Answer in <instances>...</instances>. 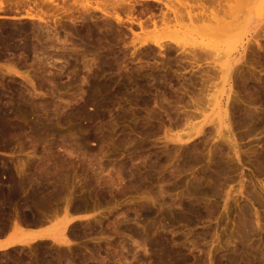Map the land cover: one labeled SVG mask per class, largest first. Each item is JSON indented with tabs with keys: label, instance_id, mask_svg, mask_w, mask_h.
<instances>
[{
	"label": "rangeland",
	"instance_id": "obj_1",
	"mask_svg": "<svg viewBox=\"0 0 264 264\" xmlns=\"http://www.w3.org/2000/svg\"><path fill=\"white\" fill-rule=\"evenodd\" d=\"M77 1L78 9L88 4ZM228 3L250 19L244 41L249 48L244 63L233 70L226 104L239 156L223 139L207 135L213 123L199 138L170 139L180 133L189 112H199L194 101H207L206 95L223 85L213 68L214 47L219 46L215 38H206L213 42L211 55L200 68L175 48L163 57L158 47L141 45L143 38L155 35L152 21H145L151 13H140L147 2L136 3L140 14L134 15L149 23L143 30L129 25L124 12L119 11L121 23L104 16V5L93 9V15L75 10L74 15L80 14L77 23L48 5L34 10L49 23L42 24L44 29L28 24L34 50L0 48V102L10 110L25 109L11 120L27 131L6 146L0 144V169L14 173V180L25 176L30 184L26 193H0V237L56 225L71 198L72 204L95 206L89 221L66 229L80 233L73 250L64 251L72 260L76 254L77 264H264V0ZM242 6L245 11L238 12ZM3 22L14 28L24 23L9 17L0 18V26ZM188 40L186 49L194 44ZM205 70L217 75L207 81L208 87L203 86L206 81L201 86ZM35 127L41 134L33 139L28 131ZM40 185L51 194L58 192L57 200L49 201L55 205L49 203L52 211H34L29 192ZM29 202L33 209L24 207ZM51 243L38 244L46 257L42 262L60 264L58 247ZM38 245L2 252L0 264H34L29 247ZM66 253L62 264L68 262Z\"/></svg>",
	"mask_w": 264,
	"mask_h": 264
},
{
	"label": "bare ground",
	"instance_id": "obj_2",
	"mask_svg": "<svg viewBox=\"0 0 264 264\" xmlns=\"http://www.w3.org/2000/svg\"><path fill=\"white\" fill-rule=\"evenodd\" d=\"M69 1L70 0H0V18L3 19L4 17H9L11 19H15V20L18 19V20H22L24 22L21 27H16V28L10 27L3 22L4 23L3 26H0V48L3 47L7 50L8 49H11V50L24 49L25 50V49L33 48L34 43H33L32 39L28 37L29 32H30L29 30L31 28L28 24L38 23V25H41L42 28L44 25H46V26L49 25V23L45 19V17H42L40 14H37V12H34V10L39 9V7L44 8L45 5L46 6L48 5L49 8L53 7L55 9L62 11L63 14L65 16L67 15V18L70 17L69 19H71L72 22L74 21V23L78 22V20H76V19H78L80 16V14H79V16L77 15L79 10L81 11V13L84 12V15L92 14L93 13L92 10L98 9L100 7V5H104L106 7V8L103 7V9L101 10V12H103L104 16L114 17L120 23L123 21V19L121 18L119 11L127 14L126 16L128 17V20L130 22L129 25H131V23L132 24L136 23V24H138V26L141 27V29L142 28L145 29L148 27L146 24H149V23H147L145 21H149V22L152 21V22H150V24L153 23L152 25H154V29H153V31L152 30L151 31L154 32L155 35H153V36L151 35L150 37L148 36L149 38L146 37L147 39L143 38V40H141V42H140L141 45L148 46V48L150 45H152V46L154 45L155 46V47L153 46L154 48L158 47L160 49L159 50L160 54H162L163 57L165 56L164 54L167 52V50L169 48H171V49L175 48V49L179 50L180 54L183 55L185 57V59L189 58L192 61L191 64L195 65L194 67L200 66V68H201L200 63L205 61L207 59L208 54L211 53L209 49H210V45L213 44V42L212 43L206 42V38L207 39L208 38H210V39L215 38V40H217V41L216 42L214 40L213 41L215 43H217V45H219V46L214 47L215 48L214 54H215L216 58L214 57L215 59H213V60H215L213 62V64H214L213 68H216L215 70L218 71V74H221L222 82H220V83L221 84L223 83V85L219 89H216V88L214 90L212 89V91H213L212 93H208V95L205 94L206 96H208V98H206L207 101H204V99L199 98L197 96L198 97L197 100L194 101V104H192V105H195V103H196V105H197L196 109L199 112L197 114H194V113L190 114L191 112H189V115L186 116L187 117L186 120L184 119L185 120L184 124L186 126L184 125V127L181 130L182 132L180 131V133H176L175 135H172V137L170 136V139L176 140V141H182V142L186 141L187 142L189 140L194 139L195 137L200 136L202 133H205V131L209 128L208 127L206 129V126L209 125L210 123L211 124L213 123V125H212V126H214L213 131H211V128H212L211 127L210 129L207 130L208 132L206 131L207 133H209L207 135L208 136L212 135L213 137L223 139L225 141V143L227 142L228 147L230 145L231 150L233 149L234 153L237 156H239V149L237 148L236 138H235L233 130L231 129V124L229 123V120H230V118L228 116L229 110L227 109L229 107H227L228 105H226V104H227L228 100L231 99L230 97L232 96L231 93L233 90L232 89L233 84L231 85L230 79L232 77L233 70L235 67H238V65L240 63H242V62L244 63L245 51L248 47V45H247V47L245 46L246 44L244 43V41H245V38L247 36L248 26H249L248 22L250 19L246 15H245V17H243V14L245 12L243 14L240 13L241 15H238L239 13L237 14V10H236L237 8L234 5H231L230 3H228V0H87L88 4L83 9H78L77 5L79 3L77 0H74V2L72 1V3ZM241 1L247 2V0H241ZM140 2H147V4H146L147 6L145 8L146 10H143L141 8L142 10L141 11L139 10V11L141 14L142 13L144 14L145 13L144 11H148L149 14L151 13V17H150V15L147 17L151 20L143 19L145 21H141L142 19L141 20L139 18L136 19L137 15L135 13L138 12L136 9V7H137L136 3H140ZM249 3H251V2L249 1ZM75 4H77V5H75ZM94 4L96 6H94ZM261 4H262V2H261ZM243 8H244L243 6L241 8H239L238 12L241 9L243 10ZM77 9H78L77 14L75 12V14L77 15L76 16V15H74V11ZM108 9H109V11H108ZM45 10H46V8H45ZM82 10H83V12H82ZM112 11H114V12H112ZM155 11H158L157 14H154ZM243 11H245V9ZM56 14H59V13H56ZM60 14H61V12H60ZM134 15H136V16L134 17ZM56 16H58V15H56ZM140 16L141 15H139V17ZM91 19H93V18H91ZM87 20H88V18H87ZM91 21H93V20H91ZM144 22H145V24H144ZM42 24H44V25H42ZM152 25H150V26H152ZM41 26H40V28H41ZM72 30H73V28H72ZM159 31L162 32V33H160L161 35L157 34ZM43 33H44V31H43ZM34 35H35V32H34ZM37 35H40V34H37ZM35 37L37 38L39 36H35ZM165 37H167L168 40H164ZM41 39H42V37H41ZM188 39H191L192 41H194L193 47L190 49L185 48V43L187 44L186 40H188ZM18 41H22V43L18 45ZM188 41H190V40H188ZM257 41H258V39H257ZM36 44H37V42H36ZM258 45L260 46L261 44L259 43ZM150 49H151V47H150ZM33 50H34V48H33ZM208 50L210 53L208 52ZM144 52H146V51H144ZM167 58H169V56ZM167 58H166V60H167ZM1 61H2V59H1ZM147 64H149V63H147ZM202 66H203V64H202ZM1 71H2V69H0V72ZM202 72H203V70H202ZM210 72L214 73V71H210ZM192 73H193V71H192ZM193 74H195V73H193ZM208 74H209V70H208V72L206 71L204 75L209 76ZM214 74H215V76H217L216 73H214ZM214 74L212 75V73H211V75L209 76L210 78L206 76L208 79L206 77H205L206 79L204 77H202L204 79L201 78L202 79L201 86L206 81L205 82L206 85L204 84L203 86L208 87L207 83L210 81V79L214 78ZM220 83H218V84H220ZM214 86H215V84H214ZM216 86H217V84H216ZM218 86H220V85H218ZM207 87H205V88H207ZM202 89H199V90H202ZM210 92H211V89H210ZM197 94H199V93H197ZM192 100H194V99H192ZM16 104H18V103H16ZM22 104L20 106H22ZM27 104H28V102H27ZM187 104H188V102H187ZM6 105H5V102L3 104H1V102H0V144H2V145H3V143L11 140L12 137H16L18 135H21V133H23V132L24 133L27 132V131H22L20 126L17 124V122H16V124H17L16 125V124L12 123L14 120H11L13 118V117L11 118V116L16 115L18 112L24 113L23 111L25 109L24 108H18L17 106L14 105L15 107L12 108V110H10L11 108H8ZM191 107H193V106H191ZM187 111H189V110H187ZM185 113H186V111H185ZM187 114H188V112H187ZM19 122L20 121H18V123ZM19 124H21V123H19ZM22 129H24V128H22ZM39 131H41V130H39L38 127H35L33 130H30V132L28 131V134L30 133L29 137L31 136L33 139L38 137L37 135L41 134V132L38 133ZM28 134H26V136H28ZM23 135H25V134H23ZM224 141H222V142H224ZM194 142H196V141L194 140ZM3 146H6V145H3ZM182 146H183V144H182ZM8 147H9V145H8ZM260 163H261V161H260ZM260 165H262L261 167H263L262 163ZM8 168L10 169L12 167L9 166ZM10 170L12 171V169H10ZM14 172L15 173L18 172L17 174H19V176L22 174V173L20 174V171L18 169H17V172L16 171H14ZM13 175H14V173H7V172L2 171V168L0 169V183H2L1 182L2 180H3V182L4 181L6 182V180L9 181V183L7 181V183L9 185L6 184L7 186L5 185V187L4 186L2 187V185L5 184V182L0 185V193H6V192L7 193H14V195H15V193H23L25 188L28 185H30L26 181V179L24 180L25 176L23 177V179L20 178V179L14 180ZM28 178L31 180L30 176ZM30 180H28V181H30ZM32 180H33V178H32ZM135 182H137V181H135ZM32 183L33 182L31 181V185H32ZM32 186L30 187V189L33 188ZM199 187H201L200 184H199ZM38 188L40 191L39 190L37 191V188L35 189V187H34V189H35L34 191L29 190L30 194L33 193L32 198H29L31 200L30 202H36V204L34 203V206L36 205L34 208V211H35V209H36V211H38L40 207H45L46 210H49V209H51L49 206L50 204H53V206H55L54 203H50L49 201L52 200V202H53L56 199L55 196L57 197L58 192L54 193L55 192V190H54V192L51 191L52 192V194H51V193H49V191L47 189L44 190V187H41V185ZM41 189L44 191H47V193H45V192L43 193V191ZM27 191H28V189H26L24 191V193H26ZM57 191H59V190H57ZM230 192H228V193L230 194ZM240 193L242 194L243 191H240ZM252 193H253V191H252ZM30 194H29V197H30ZM65 194L62 197V199L68 195L69 196L71 195L70 193H68L65 196ZM61 195H63V194H61ZM27 196H28V194H27ZM59 196H60V193H59ZM60 198L61 197H59L58 199H60ZM83 198H81V199H83ZM87 198L90 199L91 197L89 198L87 196ZM84 199L86 200V197ZM25 200H27V199H25ZM81 201H83V200H81ZM30 202L28 204L29 206H27V204H26V206L24 205V207L30 208V206L33 205V204L30 205L31 204ZM72 203H73V201L70 198V199H68L66 206L61 208L64 212V216L60 219V221L56 225L50 226V227L37 228V229L35 228V229H33V231H30L26 234L23 233L19 236L17 234H15L11 238H9L6 242L0 243V254L2 252L4 253L5 251L8 252V251H10L9 249L16 248L17 246L18 247L19 246L24 247L26 245H30L33 243H36L38 245L39 242H42V241H46V242L51 241L52 242L51 244H55V246H56L54 248L58 247L57 249H55V251L57 250L56 251L57 254L55 257L59 256L57 258L60 259V264H62L61 259H64L63 257L66 258V256H64L66 253V252L64 253V251H66L65 247H66V249L68 248L71 250V248H72V250H73L74 244H72V242H73V240H76L80 235L79 232H76L77 230L72 231L71 233L68 232L69 233L68 234L66 229L69 228L68 226H70L73 223H76L77 221L81 222V220H85V219L88 220L87 218H89V216L92 215V213H93L91 209L95 210V206L94 205L92 206L87 201L80 202L77 204L76 203L72 204ZM34 206H32L31 209H33ZM29 208H28V210H29ZM31 209H30V212L33 211ZM45 209H43V210L45 212H48ZM90 210H91V212H90ZM36 211H35V213H37ZM49 211H52V210H49ZM23 212L24 211H22V214H25ZM40 212L41 211H39V213ZM41 215H45L44 212ZM52 216H54V215H52ZM55 216H56V214H55ZM23 218H25V217L23 216ZM19 220H20V218H19ZM22 220L23 219L21 217V221ZM18 224H20V221ZM2 226L4 227V225H2ZM19 228H20V225H19ZM0 229H1V227H0ZM5 230H6V228H5ZM2 231H3V229H2ZM3 232H5V231H3ZM26 247H28V246H26ZM29 248H31V251L34 254L33 255L34 258H33V256H32V258L35 259V261L32 259L31 260L34 261V264H41L42 260H44V258H46L45 255L41 256V254H43L41 246L40 247H39V245L36 247L30 246ZM52 249H53V247H52ZM68 249H67V251H68ZM74 249H76V248H74ZM70 253L72 254V252H70ZM9 254H10V252H9ZM71 254H69V255H71ZM66 255H67V253H66ZM75 255L76 254L73 255L74 260L76 259ZM71 256L70 257L68 256L69 258L67 257L68 258L67 264H69V263L70 264L71 263L77 264L76 260L74 262V260L71 259ZM15 260H17V259H15ZM18 260L22 261L24 259L20 257V259H18ZM50 260H52V259H50ZM71 260H72V262H71ZM18 262H20V261H18ZM22 262H23V264H25V261H22ZM27 263H28V261H27ZM29 263H31V261ZM57 263L59 264V262L56 261V264ZM43 264H45V263H43Z\"/></svg>",
	"mask_w": 264,
	"mask_h": 264
},
{
	"label": "crops",
	"instance_id": "obj_3",
	"mask_svg": "<svg viewBox=\"0 0 264 264\" xmlns=\"http://www.w3.org/2000/svg\"><path fill=\"white\" fill-rule=\"evenodd\" d=\"M35 229V228H34ZM10 235H5L3 237H0V243H4L9 239Z\"/></svg>",
	"mask_w": 264,
	"mask_h": 264
}]
</instances>
